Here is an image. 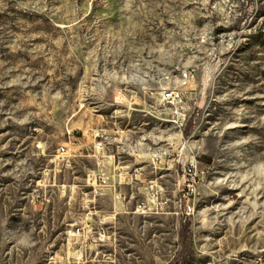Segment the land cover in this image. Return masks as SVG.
I'll return each mask as SVG.
<instances>
[{
    "label": "rangeland",
    "instance_id": "obj_1",
    "mask_svg": "<svg viewBox=\"0 0 264 264\" xmlns=\"http://www.w3.org/2000/svg\"><path fill=\"white\" fill-rule=\"evenodd\" d=\"M180 69L196 213L95 196L86 129L175 134ZM0 264H264V0H0Z\"/></svg>",
    "mask_w": 264,
    "mask_h": 264
},
{
    "label": "crops",
    "instance_id": "obj_2",
    "mask_svg": "<svg viewBox=\"0 0 264 264\" xmlns=\"http://www.w3.org/2000/svg\"><path fill=\"white\" fill-rule=\"evenodd\" d=\"M125 104L130 108L136 107V103L134 104L132 101L125 102ZM162 106L163 111L168 116L161 115V118L171 123V108L164 101H162ZM153 114H155V110ZM171 125L173 126L172 123ZM134 126L136 127L137 125ZM98 128L104 129L110 136V140L102 150L94 148L95 137L93 131ZM140 131L141 129H132L129 125H119L116 128L98 126L86 129L84 134L92 142V151L89 155L94 157L96 161V166L89 172L88 176L97 172L98 159L96 155H100L102 156V166L108 176L109 182L107 186L102 187L103 193L101 195H111L114 198V202L118 204V202H123L127 199L128 193L126 188H136L133 194L138 193L141 195V198L136 203V212L145 213L144 208L152 206V202L150 201L151 184L158 183L165 186L167 192L173 195L172 206L175 207V199L178 194L176 175L181 165L174 158H167L164 153L165 139L169 134L173 133L163 130L165 132L162 134L163 138L158 142L155 139L153 130H149L148 132ZM157 152L161 155L160 162L155 161L154 158ZM168 174L172 175V182L170 179L167 180L166 176ZM88 176L86 184L90 186ZM150 212H153V210H150Z\"/></svg>",
    "mask_w": 264,
    "mask_h": 264
},
{
    "label": "built area",
    "instance_id": "obj_3",
    "mask_svg": "<svg viewBox=\"0 0 264 264\" xmlns=\"http://www.w3.org/2000/svg\"><path fill=\"white\" fill-rule=\"evenodd\" d=\"M169 77V76H168ZM195 78L194 72H185L184 76L179 77V82L172 84L171 79L167 80V84L162 90V99L164 103L171 108V123L176 129L175 134H169L165 139L164 153L167 158H174L181 168L177 171L176 184L178 194L176 195V206H172L173 195L165 189L161 184H151L150 201L152 206L145 207L144 211L153 210L154 212L173 213L176 212L177 206L187 215L195 214L197 210V202L199 195V185L201 181V173L198 166V158L193 147L192 140L202 128V120L196 121L191 134L186 135L185 127L190 114L186 91ZM201 107V103H197ZM199 112H197V115ZM95 137L94 148L102 150L105 144L110 140L108 133L104 129L98 128L93 131ZM96 155V153H94ZM76 155L75 148L71 145V141L62 142L58 147V156L67 164H71ZM98 159V169L93 175L88 176V183L95 196L103 193V186H107L108 176L102 166V156L96 155ZM155 161H161V155L157 152L154 156ZM44 183H50L49 177L44 175ZM66 185V184H65ZM43 193L37 189V199L42 198ZM175 198V197H174Z\"/></svg>",
    "mask_w": 264,
    "mask_h": 264
},
{
    "label": "bare ground",
    "instance_id": "obj_4",
    "mask_svg": "<svg viewBox=\"0 0 264 264\" xmlns=\"http://www.w3.org/2000/svg\"><path fill=\"white\" fill-rule=\"evenodd\" d=\"M184 71H185V72H194V71L189 70V69H180V70L178 71V74H174V75H177L178 77H183V76H184Z\"/></svg>",
    "mask_w": 264,
    "mask_h": 264
}]
</instances>
